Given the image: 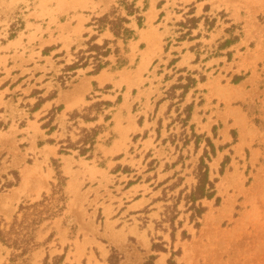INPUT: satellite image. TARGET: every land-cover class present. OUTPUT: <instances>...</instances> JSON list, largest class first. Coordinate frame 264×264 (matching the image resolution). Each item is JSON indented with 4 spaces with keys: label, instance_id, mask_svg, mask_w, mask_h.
<instances>
[{
    "label": "rangeland",
    "instance_id": "374dc122",
    "mask_svg": "<svg viewBox=\"0 0 264 264\" xmlns=\"http://www.w3.org/2000/svg\"><path fill=\"white\" fill-rule=\"evenodd\" d=\"M135 5L141 25L128 17L123 40L95 20L126 16L118 0H0V103L21 105L9 116L0 104V225L50 193L59 165L65 209L39 227L38 241L54 237L31 264H111L112 249L117 264L172 252L174 264H264V0ZM104 40L95 73L89 48ZM98 101L111 105L88 110ZM95 126L91 154L59 153ZM204 151L215 194L193 216L185 197ZM9 252L0 243V264Z\"/></svg>",
    "mask_w": 264,
    "mask_h": 264
},
{
    "label": "trees",
    "instance_id": "16d2710c",
    "mask_svg": "<svg viewBox=\"0 0 264 264\" xmlns=\"http://www.w3.org/2000/svg\"><path fill=\"white\" fill-rule=\"evenodd\" d=\"M118 2L119 7L121 6L124 8L126 16L114 15L117 12V8L114 7L111 15L105 14L102 17L95 19L97 22V31L101 32L107 29L115 39L127 40L133 34V31L126 27V24L129 23L128 17L135 16V19L140 26L142 16L139 15V7H136L135 5L136 0H118ZM93 40L94 39H91V41ZM108 43V40H104L101 45L91 44V47L89 48V51L94 52L93 56L88 57H92L96 61V65L94 66L95 73H98L108 64L107 61L101 59V57L104 58L110 54V49L107 47ZM114 53L117 54V50H115ZM74 65L75 64L70 65L68 68L73 69ZM110 105V101H98L89 106L88 110L99 106L107 108ZM103 118L104 120H107L109 117L108 115H104ZM84 119L86 121H92L95 120V117H87ZM52 129V127L49 128V130ZM81 132L82 133L76 143H69L66 146H61L59 153H67L68 149H74L78 150L80 155L91 154L94 149L97 135L101 132L100 126H95L90 129L83 128ZM211 150L213 151L212 146ZM206 154L207 151H204L196 169L197 182L190 193L185 197L187 203L191 204L189 208L193 210V216H199L204 211V207L200 204L196 205V201L203 198L210 199L215 194V181L209 179L208 165L204 162ZM58 166H55L56 183H51L49 194L42 193L41 198L38 200L20 203L10 221L6 222L3 219L1 220L0 243L10 250L7 258L8 264H31L32 253L53 239L54 231H51L49 235L40 242L37 239V231L45 221H52L65 209L66 195L64 193V182L66 181V177L62 175L60 170H58ZM152 248L165 251V248H162L158 244H153ZM175 254V252L171 253V256L167 260V264L175 263L172 260V257ZM63 258L64 255L55 257V262L51 264H61ZM155 258L154 255H149L143 264H155ZM108 260L111 264H117L119 256L116 250L112 249ZM42 264H49L48 255L45 256Z\"/></svg>",
    "mask_w": 264,
    "mask_h": 264
},
{
    "label": "crops",
    "instance_id": "0c3cea01",
    "mask_svg": "<svg viewBox=\"0 0 264 264\" xmlns=\"http://www.w3.org/2000/svg\"><path fill=\"white\" fill-rule=\"evenodd\" d=\"M15 43H16V40L15 39L7 40V43H5V47L3 46L2 49H7L8 51H11L15 47L14 46ZM1 45H3V44L1 43ZM17 52H19V50ZM183 55L184 56L187 55V57L190 58V59H192V57H194L193 54H191L190 52L188 54H183ZM8 57L9 56H6L4 60H1L0 65H3L4 62L7 61ZM9 69H19V67H17V65H15V68H14V65H9ZM19 75H20V73H19ZM15 89H18V88H15ZM5 91H8L9 92L10 89L8 88L7 90H1L0 92L3 93ZM65 97L66 96L64 95L62 97V99H65ZM1 101H2V103H0V104L5 105L6 107L5 106H3V107L4 108H7L9 110V113H7V114H9V116H12V115L15 116V114L18 113V112L21 113V105L20 104L19 105L17 104L15 98H13V97H10L9 98L8 94L7 95L4 94V97L1 98ZM73 107H75V105H73L72 108ZM63 110H64V107H63ZM136 201L137 200H132L131 202H129L126 205L127 206V209H129V210H139V207L138 208H133V205L135 204Z\"/></svg>",
    "mask_w": 264,
    "mask_h": 264
},
{
    "label": "bare ground",
    "instance_id": "6f19581e",
    "mask_svg": "<svg viewBox=\"0 0 264 264\" xmlns=\"http://www.w3.org/2000/svg\"><path fill=\"white\" fill-rule=\"evenodd\" d=\"M240 144V143H239Z\"/></svg>",
    "mask_w": 264,
    "mask_h": 264
}]
</instances>
